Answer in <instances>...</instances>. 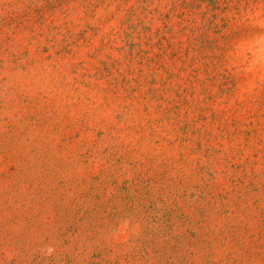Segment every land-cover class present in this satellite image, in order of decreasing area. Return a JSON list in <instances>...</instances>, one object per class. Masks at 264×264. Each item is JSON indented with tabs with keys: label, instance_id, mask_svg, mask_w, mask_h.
Instances as JSON below:
<instances>
[{
	"label": "rangeland",
	"instance_id": "rangeland-1",
	"mask_svg": "<svg viewBox=\"0 0 264 264\" xmlns=\"http://www.w3.org/2000/svg\"><path fill=\"white\" fill-rule=\"evenodd\" d=\"M173 3L0 0V264H264V0Z\"/></svg>",
	"mask_w": 264,
	"mask_h": 264
},
{
	"label": "trees",
	"instance_id": "trees-1",
	"mask_svg": "<svg viewBox=\"0 0 264 264\" xmlns=\"http://www.w3.org/2000/svg\"><path fill=\"white\" fill-rule=\"evenodd\" d=\"M121 1L125 2L126 0H121ZM162 1L163 0H140V7H139L140 8V15L145 17V18L151 19V23L150 22L146 23L147 27L143 28V32L146 35H143L142 38L136 36V39H135L134 36L137 33L136 28L130 32L128 37H132V38H130V41L133 40V43L131 44L133 51H135V49L136 50L138 49L140 51V54H143L146 47H149V48L159 47L160 49L163 50L162 52L165 53V50L167 49V46H165V44L168 41V39H167V37H165V35L169 34L171 32V28L169 27L171 24V21H173L174 18L180 19V16L182 15L183 11H182V13H180L179 6L175 3H173L170 6L169 11L167 12L166 15H164L163 13H159L158 16H155V13L157 12V8H155V7L157 6L158 8H160L161 7L160 2L162 3ZM135 13H137L136 10L131 13L132 16H134ZM154 20L155 21H157V20L163 21L164 20V22H162V24H164L163 28L159 27L157 30H155V28H154V24H155L154 22L155 21ZM143 39L145 40L144 42H143ZM147 50L150 51V49H147Z\"/></svg>",
	"mask_w": 264,
	"mask_h": 264
}]
</instances>
